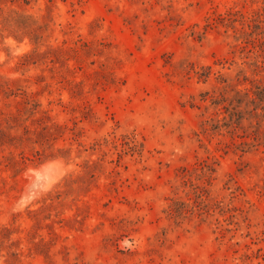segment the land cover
<instances>
[{"label": "rangeland", "instance_id": "rangeland-1", "mask_svg": "<svg viewBox=\"0 0 264 264\" xmlns=\"http://www.w3.org/2000/svg\"><path fill=\"white\" fill-rule=\"evenodd\" d=\"M6 9L78 55L0 34V264H264V0Z\"/></svg>", "mask_w": 264, "mask_h": 264}, {"label": "trees", "instance_id": "trees-1", "mask_svg": "<svg viewBox=\"0 0 264 264\" xmlns=\"http://www.w3.org/2000/svg\"><path fill=\"white\" fill-rule=\"evenodd\" d=\"M11 3H27L28 0H0V34L1 36L4 35H11L18 41L22 40L23 37L27 36L31 40V42L35 45V47L29 51L26 52L22 55V63L23 64H28V63H34V60L38 58L39 59H48L50 61H66L69 59V57H76L77 58V53L78 49L76 46L66 48L60 45H53L49 44L46 49L44 50H39L38 45L41 44L42 40V25L37 24L34 19L30 17L29 14L19 11L17 9H6L7 2ZM92 47L90 45H87V47L84 49L85 55H88L91 53ZM69 72H73V68H70L67 66ZM69 82H74L75 84L77 83L74 78H71ZM79 83V82H78ZM11 90L10 88L6 89H1L4 94H7V92ZM26 103V101H23ZM29 110L31 111L28 107H25L23 111L17 110L14 114L12 113L11 116L14 118L21 119L23 118V114ZM36 111H39L38 109ZM34 120V119H33ZM52 128L51 125H43L42 128L38 132V142L42 146L48 145V147L52 146V140L56 138V135L60 132V127ZM57 150L62 151L63 153H66L67 150L63 149L62 147H57ZM10 157L8 158V165L13 174L16 175L19 171H21L24 163L26 161L23 159V156H17L13 152L10 153ZM48 154H40V156H36V159L42 160V157H46ZM51 158L56 157V153L52 152L49 154ZM15 182H17L15 180ZM0 185V189H1Z\"/></svg>", "mask_w": 264, "mask_h": 264}]
</instances>
